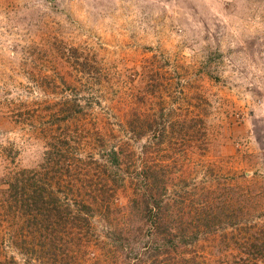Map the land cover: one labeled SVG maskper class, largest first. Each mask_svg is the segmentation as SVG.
<instances>
[{
	"label": "rangeland",
	"instance_id": "obj_1",
	"mask_svg": "<svg viewBox=\"0 0 264 264\" xmlns=\"http://www.w3.org/2000/svg\"><path fill=\"white\" fill-rule=\"evenodd\" d=\"M34 170L61 198L0 223V264H264V0H0V196Z\"/></svg>",
	"mask_w": 264,
	"mask_h": 264
},
{
	"label": "trees",
	"instance_id": "obj_2",
	"mask_svg": "<svg viewBox=\"0 0 264 264\" xmlns=\"http://www.w3.org/2000/svg\"><path fill=\"white\" fill-rule=\"evenodd\" d=\"M115 155H117V153ZM159 166L163 168V165ZM157 169V165L153 166L148 164L147 166L143 165L141 169L137 168L128 172V174L130 176L132 175L131 177H133L130 180V185L134 188L133 193L138 194V196L132 198V205L138 206V200L141 199L143 206L139 209L145 211L143 218H145L147 221H150L151 223H154L157 227H165V225H162V223L173 222L171 219L172 213L169 214V218H166L168 213L171 211V205L172 209L175 207L179 208L182 207L183 203L185 202L183 200H179V197L176 198V196L170 197L172 203L170 202L169 195L167 194L168 186L165 183L166 177L162 175V171ZM30 173H32L31 177L29 178L32 182L31 185L29 182V185H26V183L24 184L27 178H25L26 174H24L23 171L8 178L7 183L9 188L3 191V195L0 196V210L2 213L3 210H6L7 203L11 202V206L14 205L15 207L13 212L18 215H15V213L9 209L0 216V223L4 221L8 222L11 219L15 221L17 218H22V216H31L35 212L34 210L36 208V203H40V199L41 203H44V205H51L53 203L55 206L58 205L56 199L59 201L61 197L59 198V196H57L55 189H53L54 186H52L48 180H46L47 182L44 181L45 176L43 173H41V171L39 172L35 170L32 172L30 171ZM126 179L127 178H124L122 183H125ZM28 189L33 192V200L31 201H28L26 197V191ZM43 189L45 190V193ZM47 198H50V200L47 201ZM77 207L78 213H90L93 210L91 202L87 200L79 199L77 202ZM18 240L19 239H13V241L9 243L12 245V247L20 248L21 244ZM5 251V247L0 248V252L3 253ZM14 261L15 259H13V262Z\"/></svg>",
	"mask_w": 264,
	"mask_h": 264
}]
</instances>
